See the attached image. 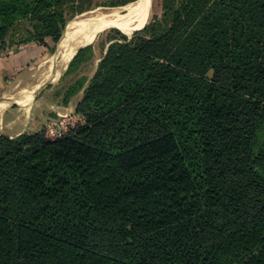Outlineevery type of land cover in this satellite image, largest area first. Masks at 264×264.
<instances>
[{"label":"trees","instance_id":"trees-1","mask_svg":"<svg viewBox=\"0 0 264 264\" xmlns=\"http://www.w3.org/2000/svg\"><path fill=\"white\" fill-rule=\"evenodd\" d=\"M177 2L67 91L83 126L0 136V264H264V0ZM164 26L184 33L141 55Z\"/></svg>","mask_w":264,"mask_h":264},{"label":"rangeland","instance_id":"rangeland-1","mask_svg":"<svg viewBox=\"0 0 264 264\" xmlns=\"http://www.w3.org/2000/svg\"><path fill=\"white\" fill-rule=\"evenodd\" d=\"M112 1L28 0V4H33L29 18H24L23 14H13L8 18L0 16V24H2L0 26V56L22 50L30 44L35 45L34 47H40L42 52L37 61H33L28 67L16 72L5 82L0 95L1 106L9 100L18 99L23 91L39 83L42 75L50 71L54 64L60 65L62 60L60 56L62 54L59 51L60 42L70 23L82 17H89L96 12L106 13L136 2L113 7ZM217 1L219 0H189L187 6L177 2L173 7L184 18L192 16L191 20L195 21L205 8L211 7ZM173 3L174 1L170 5ZM6 8L8 7L4 6L1 9ZM3 11H0V15L3 14ZM123 12L126 13V11ZM150 12L151 16L147 25L162 21L164 18V0H151ZM6 22L9 25L3 24ZM10 24L12 25L10 26ZM147 25L131 34L123 33L116 28L108 29L100 34L89 45L92 47V51L82 52L78 63L70 74H67L68 66L60 78L44 85L33 100L28 102L15 100L16 102L13 103L18 105L10 106L7 109L8 115L13 116V121L10 125H4L3 128L0 121V133L6 132L9 135H17L25 130L30 133H43L49 139L55 140L83 126L85 119L77 111L83 98V92L71 98L65 105L67 91L71 87L77 86L80 80L90 82L94 78L111 45L127 44L125 37L137 43H141L142 39L152 41L150 38L152 32H143ZM167 28L165 26L162 28L152 45L143 47L144 53L141 55L154 54L156 50L172 47L179 35L184 33L181 26H171L170 29L173 31ZM126 50L128 58H136L131 51L129 52L128 48L123 52Z\"/></svg>","mask_w":264,"mask_h":264},{"label":"bare ground","instance_id":"bare-ground-1","mask_svg":"<svg viewBox=\"0 0 264 264\" xmlns=\"http://www.w3.org/2000/svg\"><path fill=\"white\" fill-rule=\"evenodd\" d=\"M123 11H126L124 13ZM151 0H138L126 7L111 10L106 13L96 12L89 17L76 19L69 24L64 37L60 42L61 63L54 64L50 71L44 73L39 83L31 86L16 99L18 102H28L34 99L38 91L49 81H56L64 73L70 62L95 38L108 29L116 28L123 33L131 34L148 24L151 16ZM123 12V13H122ZM59 57V56H58ZM58 59V58H57ZM53 61V60H52ZM54 62V61H53ZM0 107L2 111L9 105Z\"/></svg>","mask_w":264,"mask_h":264},{"label":"crops","instance_id":"crops-1","mask_svg":"<svg viewBox=\"0 0 264 264\" xmlns=\"http://www.w3.org/2000/svg\"><path fill=\"white\" fill-rule=\"evenodd\" d=\"M134 33V32H133ZM35 45L30 44L28 47L18 50L12 53H9L5 56H0V95L2 94V86L5 84L6 81H8L13 75L16 74V72L21 71L25 67H28V65H31L33 61H37L41 55V49L40 47H34ZM16 100V99H15ZM14 99L9 100L8 102H5L2 106H4L6 103H10L1 113L0 121L2 124V128L4 125H10L13 121V116L8 115L7 109L10 106L18 105ZM11 103H13L11 105ZM0 104V107H2ZM30 106V105H26ZM24 133H30L27 131H22L21 133L17 135H9L6 132L0 133L1 135H7L11 138H15L19 135H22Z\"/></svg>","mask_w":264,"mask_h":264},{"label":"water","instance_id":"water-1","mask_svg":"<svg viewBox=\"0 0 264 264\" xmlns=\"http://www.w3.org/2000/svg\"><path fill=\"white\" fill-rule=\"evenodd\" d=\"M211 75V74H210ZM0 136H1V134H0Z\"/></svg>","mask_w":264,"mask_h":264}]
</instances>
